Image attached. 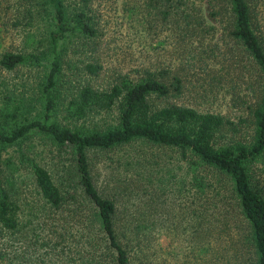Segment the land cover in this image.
Listing matches in <instances>:
<instances>
[{
  "label": "trees",
  "instance_id": "trees-1",
  "mask_svg": "<svg viewBox=\"0 0 264 264\" xmlns=\"http://www.w3.org/2000/svg\"><path fill=\"white\" fill-rule=\"evenodd\" d=\"M117 1L140 46L160 44L164 32L199 44L215 28L202 4L223 16L255 75L229 93L241 116L180 101L188 86L202 97L220 89L197 56L188 68L120 59L104 76L105 31L92 0H0L17 31L13 47L0 40V264H264L260 0ZM20 68L33 83L11 88L4 73ZM34 138L69 156L64 177L53 178ZM90 152L117 154L101 189ZM174 201L188 219L172 243Z\"/></svg>",
  "mask_w": 264,
  "mask_h": 264
},
{
  "label": "rangeland",
  "instance_id": "rangeland-1",
  "mask_svg": "<svg viewBox=\"0 0 264 264\" xmlns=\"http://www.w3.org/2000/svg\"><path fill=\"white\" fill-rule=\"evenodd\" d=\"M259 5L263 6V10L259 12L262 7H257L258 16L262 15V20L264 21V0H260ZM92 7L96 15L100 17V25L103 31H105V43L103 44V53L101 56V59L105 63L104 76H107L113 70L112 68H115L120 59H123L126 64L133 63L134 60L137 62L156 60L161 64H183L184 68H188L191 64L194 65L199 58V61L203 60V62H206L212 68L211 74L220 78L222 81L219 86L220 89L213 88V92L206 93L205 97H202L196 92V86H188V90L184 92L180 101L191 103L192 105H200L210 111L219 112L233 121H237L238 117L241 116L239 106L235 105L229 99V93L232 91L231 89L242 87V79L252 83L255 75L252 68L248 66L246 58L240 55V51H238L228 36L225 29L226 22L223 16L217 17L211 15L208 6L202 4V14L206 23L213 25L215 28L209 34L204 35L203 40L199 44L196 42H175L173 34L164 32L157 38L162 39L160 44L157 41V45L152 42L151 44L140 46L132 41V35L126 31L122 24L117 0H92ZM13 19L14 14L12 10L8 9L5 14L0 12V40L2 41V46L13 47L11 45L17 43V31L12 25ZM192 56H197L198 58L193 59ZM121 65L122 63L119 64V66ZM244 66H246V70ZM192 70L196 71L194 69ZM102 78H98L96 82L102 83ZM4 79L11 88H21L20 83H24L26 87H28L29 81L33 83L32 75L27 74L21 68L10 73H4ZM191 81L195 83L194 79ZM96 82L94 81V83ZM30 142L41 144L38 145L37 149H42L43 154H46L47 158L45 161L49 163L48 165L46 164V167L50 169L53 178L57 179V176H59V179L64 177V174H66L64 166L67 165L69 156L63 152H57L54 147L49 145L44 146L38 138H34ZM28 143L26 141V144ZM116 157L117 154L111 153H89L91 173L94 177L95 185L99 189H101L104 183L110 182V168L112 169L113 167L115 169L116 164L114 160ZM20 177L23 182L30 183L29 179H26V173H21ZM19 186L21 187V182H19ZM20 190L21 196L30 197L32 192L30 188L27 189L25 187ZM176 197L175 201H178V195ZM173 203V207L171 206L170 220L176 223L174 224L176 229L171 228L169 232L171 237H173L172 243H175L181 240L182 236L184 237L186 235V230L181 231V227L186 226L188 217H185V209L178 206V203ZM162 217L160 216L159 219L161 220L165 216ZM167 218H169L168 215ZM164 224L166 225V221ZM163 234L164 232L161 233L158 241L164 250L169 246L166 245L169 243V238Z\"/></svg>",
  "mask_w": 264,
  "mask_h": 264
}]
</instances>
